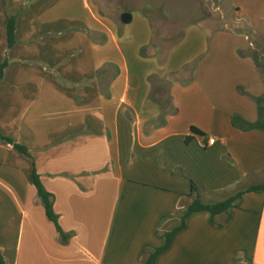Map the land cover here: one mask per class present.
I'll return each mask as SVG.
<instances>
[{
  "label": "crops",
  "instance_id": "obj_1",
  "mask_svg": "<svg viewBox=\"0 0 264 264\" xmlns=\"http://www.w3.org/2000/svg\"><path fill=\"white\" fill-rule=\"evenodd\" d=\"M104 3L0 0V65L8 63L0 132L31 155L0 141L7 264H143V248L163 247L181 225L190 182L205 204L264 185V81L252 61L264 49L241 32L264 25V0L212 1L227 33L217 30L211 44L204 21H176L146 2L124 24ZM153 12L186 27L165 55L157 47L145 58ZM192 127L204 136L187 143ZM34 170L66 242L46 216ZM214 222L208 212L192 215L156 264H264L263 193L244 194Z\"/></svg>",
  "mask_w": 264,
  "mask_h": 264
},
{
  "label": "trees",
  "instance_id": "obj_2",
  "mask_svg": "<svg viewBox=\"0 0 264 264\" xmlns=\"http://www.w3.org/2000/svg\"><path fill=\"white\" fill-rule=\"evenodd\" d=\"M15 32H16V18L12 17V18H10L8 25H7V45H8L9 49L13 48L16 45ZM177 43H178V41L175 42L174 44H172L169 48L165 49V48L157 45L153 39L149 46L141 49L140 55L142 57H145V58L149 57L150 55H152V52L157 47H160L161 51H162L161 54L165 55ZM256 54H257L256 51H254V53L252 54V58H254V61H256V63H257L259 58ZM161 61L164 62L165 57L162 58ZM7 65H8L7 61H5L4 63H2L0 65V81L3 78L4 70L7 67ZM193 66L195 67V65H193ZM194 67H193V69H194ZM260 75L262 76V79L264 80V72H261ZM233 124H234V126H237L235 120L233 121ZM253 128H255V127H251V129H253ZM190 132H191V136L186 139L187 143L191 142L192 139L194 138V136H200V137L204 136V133L195 127H192L190 129ZM0 141L7 142V143L11 144L12 146H14V148L19 153L31 158L30 153L28 152V150L25 147L16 144L10 138L5 137L1 132H0ZM32 183L37 190L38 197L42 200V203H43L45 211H46L47 218L52 223H54V225L56 226L59 234L61 235L62 241L66 242L67 236L62 232L61 228L58 225V217L54 211L53 197L43 187V185L40 181V177L37 175L35 170L33 172ZM190 185H191L190 196L192 197L193 202H192L191 206L187 209L185 215L182 217L181 225L178 228H176L175 230H173L172 232L166 233L164 235L165 245L163 247L155 248V247H152L151 245H146L143 248V250L141 252V260H142L143 264H156L158 258L170 248L173 238L178 233H180L181 231H183L186 228L187 221L189 220V218L192 215L197 214V213H201V212H208L211 215L212 223L217 226V224L214 222V218L218 215H221V214H227L228 216H230L231 211L234 208H238L240 206V202H241L242 196L244 194H246V193H263L264 194V185L254 186V187L247 189L246 191H244L242 193L237 194L236 196H234V197H232L226 201L218 202V203L205 204L202 201L200 189L193 182H190ZM157 236H158V234H157ZM0 264H7L3 255L1 254V252H0Z\"/></svg>",
  "mask_w": 264,
  "mask_h": 264
},
{
  "label": "rangeland",
  "instance_id": "obj_3",
  "mask_svg": "<svg viewBox=\"0 0 264 264\" xmlns=\"http://www.w3.org/2000/svg\"><path fill=\"white\" fill-rule=\"evenodd\" d=\"M212 1L214 0H180L179 2L174 0H109L110 5L104 3V6L106 7V10L108 12L119 17V15L122 14H130V12L135 11L134 8H141L145 6L146 2H152L153 6L156 7V9L160 12H165L164 9L167 8L166 10L168 11H166V13H173V17H171L176 21H178V18L183 22L204 21V30L205 32H208L207 41L208 44H211L213 35L217 30L227 33L224 27L225 24L222 20V15L220 12L215 11V7L213 6ZM165 5H168V7H165ZM185 5L187 7L186 11L183 9ZM152 16L155 24L154 42L157 45L167 49L175 43V40L181 38L186 25H172L170 24V22H167L160 16H158V12H153ZM236 16L238 17V15ZM121 25L123 26L124 24ZM230 30L232 31L231 28ZM257 31L258 33H256ZM241 32L244 36H247L251 40V42H256L258 38L262 39V41L259 42V45L262 47V49H264L263 24L255 27L248 24L247 26L243 27ZM256 53L259 60L256 63V61H254V58H252V61L260 75L261 72H264V51L258 49ZM245 54L249 53L247 52ZM260 77L262 79L261 75ZM262 81L264 80L262 79Z\"/></svg>",
  "mask_w": 264,
  "mask_h": 264
},
{
  "label": "water",
  "instance_id": "obj_4",
  "mask_svg": "<svg viewBox=\"0 0 264 264\" xmlns=\"http://www.w3.org/2000/svg\"><path fill=\"white\" fill-rule=\"evenodd\" d=\"M131 21H132V15L131 14L126 13L122 16V23L129 24V23H131Z\"/></svg>",
  "mask_w": 264,
  "mask_h": 264
},
{
  "label": "built area",
  "instance_id": "obj_5",
  "mask_svg": "<svg viewBox=\"0 0 264 264\" xmlns=\"http://www.w3.org/2000/svg\"><path fill=\"white\" fill-rule=\"evenodd\" d=\"M215 143V139H209L208 140V145H213Z\"/></svg>",
  "mask_w": 264,
  "mask_h": 264
}]
</instances>
